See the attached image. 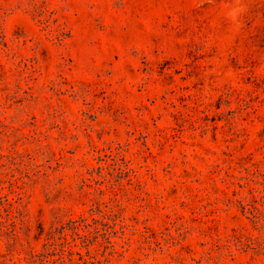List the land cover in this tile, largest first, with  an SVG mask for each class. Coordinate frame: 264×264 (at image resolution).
Segmentation results:
<instances>
[{
	"label": "rangeland",
	"instance_id": "1",
	"mask_svg": "<svg viewBox=\"0 0 264 264\" xmlns=\"http://www.w3.org/2000/svg\"><path fill=\"white\" fill-rule=\"evenodd\" d=\"M0 264H264V0H0Z\"/></svg>",
	"mask_w": 264,
	"mask_h": 264
}]
</instances>
